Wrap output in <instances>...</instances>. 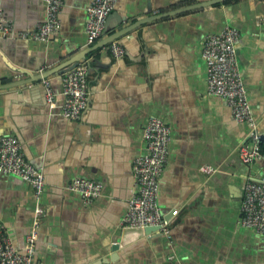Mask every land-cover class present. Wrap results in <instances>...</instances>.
<instances>
[{"label":"crops","instance_id":"obj_1","mask_svg":"<svg viewBox=\"0 0 264 264\" xmlns=\"http://www.w3.org/2000/svg\"><path fill=\"white\" fill-rule=\"evenodd\" d=\"M203 1L117 0L109 35L146 22L115 40L125 50L115 59L106 47L88 51L101 39L87 44L92 0H63L60 27L47 43L17 37L44 22L43 0H0L13 25L12 34L0 36V136L19 140L45 182L36 263L264 264V236L238 224L244 187L264 177V161L241 163L238 150L251 128L232 119L224 99L206 94L201 57L206 34L225 27L240 33L237 66L264 152V0H229L157 18ZM85 51L87 107L68 120L59 112V77H49L53 112L42 80L33 79ZM151 116L165 120L172 133L157 192L168 233L153 232L113 252L135 191L132 161L145 154L141 131ZM80 179L104 186L91 204L67 190ZM33 210L29 184L0 173V227L21 252Z\"/></svg>","mask_w":264,"mask_h":264},{"label":"built area","instance_id":"obj_2","mask_svg":"<svg viewBox=\"0 0 264 264\" xmlns=\"http://www.w3.org/2000/svg\"><path fill=\"white\" fill-rule=\"evenodd\" d=\"M117 0H92L87 8L85 34L87 44L92 45L103 35L104 25L113 11ZM45 20L30 32H20L22 40L47 43L60 27L59 14L63 0H43ZM13 32V25L7 21L0 10V36ZM240 33L225 27L219 33H208L201 44V57L204 61L206 94L225 100L232 119L236 123H245L251 128L248 142L238 150L242 164L250 165L254 160L264 161L262 137L256 132L247 90L237 66L236 49ZM108 52L121 59L125 50L118 42L106 46ZM58 94L63 101L59 107L60 115L68 120H77L87 107L88 71L85 63L59 76ZM44 96L49 110L56 108L55 92L51 79L42 80ZM171 128L162 118L151 116L142 127L141 137L145 142V154L132 161V178L135 191L127 204V211L121 220L124 228L158 227L157 232L168 233L162 213L157 205L158 182L168 161ZM0 173L14 175L29 184L34 197L33 219L25 238L23 252L18 251L3 236L0 227V264H38L34 261L35 245L39 235L41 220L46 212L41 202L44 191V176L38 167L27 162L23 156L21 144L14 136H0ZM99 180L80 179L67 186V190L81 195L85 204H91L103 192ZM240 227L264 236V177L259 181L246 183L239 208Z\"/></svg>","mask_w":264,"mask_h":264},{"label":"water","instance_id":"obj_3","mask_svg":"<svg viewBox=\"0 0 264 264\" xmlns=\"http://www.w3.org/2000/svg\"><path fill=\"white\" fill-rule=\"evenodd\" d=\"M229 0H208V1H203L200 2L198 4L192 5L190 7L184 8V9H179V10H175L172 12H167L164 14H161L159 16H157V18H165V17H170V16H174V15H178L181 13H184L186 11H190L193 9H197V8H204V7H209V6H213L219 3H223ZM112 14V13H111ZM110 14V16H111ZM108 17L105 25H104V31H103V35L100 39L99 42H97V44L95 45V47L93 48H89L88 51L91 50H96V49H101L106 47L108 44H110L111 42L117 40L119 37L125 35L127 32H130L132 29H134L136 26L145 23L146 21H138L137 23H134L132 25L126 26V27H122L120 30H118L117 32H115V34L109 35L108 34V30H107V26L109 23V20L111 17ZM115 17L117 18V16L115 15ZM123 20H119V24H122ZM86 54L87 52H83L81 54H77L76 56L70 58L69 60L55 66L54 68H52L50 71L42 74L41 76H37V79H33L36 81L39 80H43L49 77H59L61 75H63L65 72L75 68L79 63H82L83 61L86 60ZM31 80V81H33ZM15 86V85H12ZM159 229L158 227H148V228H144V229H140V228H124L122 229V233H121V240L120 243L114 244L112 247V251L116 252V250L119 247H122L124 245H127L137 239H140L142 237H144L145 235L151 234L153 232H157Z\"/></svg>","mask_w":264,"mask_h":264}]
</instances>
